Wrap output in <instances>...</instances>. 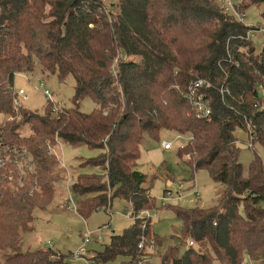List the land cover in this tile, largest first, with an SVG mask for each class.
Returning a JSON list of instances; mask_svg holds the SVG:
<instances>
[{
    "label": "trees",
    "instance_id": "1",
    "mask_svg": "<svg viewBox=\"0 0 264 264\" xmlns=\"http://www.w3.org/2000/svg\"><path fill=\"white\" fill-rule=\"evenodd\" d=\"M251 5L262 7L264 29V0H238L235 14ZM225 6L215 0H0V113L15 116L0 124V138L35 161L21 186L1 190L0 239L6 242L0 241V264H67L52 249L17 246L18 228L33 229V211L50 191L55 160L47 143L54 137L100 150L85 164L102 175H77L71 186L77 213L87 216L117 198L135 213L155 207L135 165L142 143L161 142L166 132L190 137L181 148L186 162L207 169L223 190L210 207L174 208L192 245L182 257L169 250L160 264H241L244 258L264 264V158L255 149L264 151V43L256 50L249 33L260 27ZM35 65L59 79L71 76L73 107L54 112L48 103L42 114L23 106L13 112L15 74ZM197 79L206 82L200 91L210 106L207 118H196L184 97ZM83 98L94 103L90 113L78 107ZM247 121L253 158L244 175L235 131L245 132ZM23 126L30 134L20 138ZM150 226L133 221L112 234L95 262L134 257L141 237L160 244Z\"/></svg>",
    "mask_w": 264,
    "mask_h": 264
},
{
    "label": "rangeland",
    "instance_id": "2",
    "mask_svg": "<svg viewBox=\"0 0 264 264\" xmlns=\"http://www.w3.org/2000/svg\"><path fill=\"white\" fill-rule=\"evenodd\" d=\"M219 6L227 5L226 12L235 14L238 0H215ZM240 1V0H239ZM108 9L109 3H106ZM235 10V11H234ZM262 7L251 5L244 9L241 19L248 26L259 28L251 31V42L260 50L264 43L263 20L261 18ZM40 83L52 95L51 100L39 90ZM73 85L71 76L59 79L56 74L42 73L39 65H35L32 71L22 72L14 77L13 88L15 90L23 89L28 99L25 100L23 108L37 111L42 114L47 104H57L65 108L73 107ZM78 107L84 113H90L94 108V103L89 98H83L79 101ZM0 124H6L7 114L1 113ZM15 118V116L13 115ZM1 126V125H0ZM19 136L23 138L30 134L27 126L19 129ZM163 138H173V147L170 150H163L160 146V140H146L139 149V156L136 161L135 169L146 175L144 188L149 191L150 197L155 202L150 210L151 231L159 240L156 259L154 264H160V257L166 255L169 250L175 248L178 257H182L187 248V239L184 235V226L182 220L175 214L174 208L189 210L193 208H207L214 205L217 197L222 192V186L214 181L205 168L193 170L186 162L188 155L181 149L186 141L183 138H175L177 134L166 132ZM238 159L243 166V174L247 175L249 163L253 158L252 150L247 147V135L241 129H236ZM48 150L54 155V165L49 173L51 180L49 182L50 191L43 198L42 209L36 208L33 211V229L26 233H20L17 237V246L22 252L27 250L52 249L61 254L73 253L79 249L87 251L90 256L94 252L103 250L104 245L109 243L112 234H119L133 222V219L127 217V202L122 199H113L111 206L107 209L100 208L92 210L87 216H81L70 204L69 197L74 204H77L79 197L72 191V184L77 175L95 174L102 175V171L93 165L85 164V161L96 157L100 150L90 148L86 145L72 146L64 143L57 137H54L53 143L48 142ZM257 154L264 158V151L256 147ZM178 150V152H177ZM17 185L11 186L13 189ZM198 195V196H197ZM264 206V203H263ZM68 207V208H67ZM31 225V226H32ZM91 232L90 243L82 244L81 237L86 232ZM98 237L102 242L98 243ZM6 242L5 239L0 241ZM7 249V250H6ZM4 252H10L6 248ZM128 257H119L113 261L97 264H121L127 261ZM78 264V263H76ZM165 264H171L166 262Z\"/></svg>",
    "mask_w": 264,
    "mask_h": 264
},
{
    "label": "built area",
    "instance_id": "3",
    "mask_svg": "<svg viewBox=\"0 0 264 264\" xmlns=\"http://www.w3.org/2000/svg\"><path fill=\"white\" fill-rule=\"evenodd\" d=\"M230 4L228 3L227 6ZM19 74V73H17ZM15 74V75H17ZM206 85V82L202 79H197L191 81L186 89L184 97L191 104L193 113L196 118H207L210 115V106L208 100H206L201 94V88ZM264 86V84H263ZM39 90H41L42 94L47 98L48 101L51 100L52 95L47 89L43 88V84L40 83ZM13 93V104L12 109L14 113L22 107L25 100L28 99L26 92L23 89L15 90L12 88ZM60 106L57 104H52V109L54 112H57ZM2 114L0 113V117ZM14 117L12 114H7L5 117V122L13 121ZM246 133L249 134L247 137L248 146H250L249 138L250 134L253 131V126L250 122H246ZM185 137V136H184ZM175 138H183V135L177 134ZM186 141L190 139V137L183 138ZM173 138H163L161 140V147L163 150H170L173 147ZM189 158V156H188ZM35 171V161L32 155L26 151L23 147H17L12 144H8L1 140L0 138V198L2 197L1 190L7 187H11L14 183L21 186L27 179L28 176H32ZM198 196V195H197ZM69 202L74 206L76 210V205L74 204L72 199L69 197ZM68 208V207H67ZM126 210L128 212L127 217L133 219V221H138L142 226L146 223L147 220L151 221V209H142L135 213L133 211L132 206L128 203L126 206ZM91 232H86L82 235L81 240L83 245H87L90 243ZM96 242L101 243L102 238L98 237ZM192 245V240L187 239V246ZM158 243L155 241L153 237L149 239H145L141 237L139 242L137 243V254L134 257L129 258L127 261H123V264H154L157 254ZM96 252L87 255V251L84 249H79L73 253L66 254L63 257V260L67 264H97L95 262ZM241 264H256L249 258H244Z\"/></svg>",
    "mask_w": 264,
    "mask_h": 264
},
{
    "label": "crops",
    "instance_id": "4",
    "mask_svg": "<svg viewBox=\"0 0 264 264\" xmlns=\"http://www.w3.org/2000/svg\"><path fill=\"white\" fill-rule=\"evenodd\" d=\"M160 146H161V143H160ZM162 148V147H161Z\"/></svg>",
    "mask_w": 264,
    "mask_h": 264
}]
</instances>
